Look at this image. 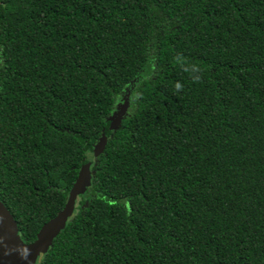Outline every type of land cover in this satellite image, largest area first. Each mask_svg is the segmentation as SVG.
Wrapping results in <instances>:
<instances>
[{
	"label": "trees",
	"instance_id": "trees-1",
	"mask_svg": "<svg viewBox=\"0 0 264 264\" xmlns=\"http://www.w3.org/2000/svg\"><path fill=\"white\" fill-rule=\"evenodd\" d=\"M85 164L37 264H264V0H0V200L24 242Z\"/></svg>",
	"mask_w": 264,
	"mask_h": 264
},
{
	"label": "water",
	"instance_id": "water-1",
	"mask_svg": "<svg viewBox=\"0 0 264 264\" xmlns=\"http://www.w3.org/2000/svg\"><path fill=\"white\" fill-rule=\"evenodd\" d=\"M123 109L125 105L120 107V112L115 113L118 119L113 122V126L119 123ZM105 142L104 137L96 146L95 154L102 151ZM87 166L88 164H85L82 167L80 177L70 191L64 210L41 228L33 243L28 244L22 240L13 215L0 200V264H37L39 258L48 252L53 240L65 228L68 218L72 216L77 196L85 192L90 182Z\"/></svg>",
	"mask_w": 264,
	"mask_h": 264
}]
</instances>
